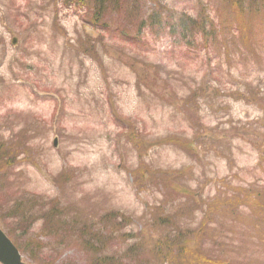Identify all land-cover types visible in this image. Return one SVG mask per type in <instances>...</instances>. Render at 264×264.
<instances>
[{
  "label": "rangeland",
  "instance_id": "obj_1",
  "mask_svg": "<svg viewBox=\"0 0 264 264\" xmlns=\"http://www.w3.org/2000/svg\"><path fill=\"white\" fill-rule=\"evenodd\" d=\"M0 227L28 264H264V0H0Z\"/></svg>",
  "mask_w": 264,
  "mask_h": 264
},
{
  "label": "water",
  "instance_id": "obj_2",
  "mask_svg": "<svg viewBox=\"0 0 264 264\" xmlns=\"http://www.w3.org/2000/svg\"><path fill=\"white\" fill-rule=\"evenodd\" d=\"M0 263L1 264H24L17 248L0 229Z\"/></svg>",
  "mask_w": 264,
  "mask_h": 264
},
{
  "label": "trees",
  "instance_id": "obj_3",
  "mask_svg": "<svg viewBox=\"0 0 264 264\" xmlns=\"http://www.w3.org/2000/svg\"><path fill=\"white\" fill-rule=\"evenodd\" d=\"M105 261H106V259H104V260H98L95 264H102Z\"/></svg>",
  "mask_w": 264,
  "mask_h": 264
}]
</instances>
